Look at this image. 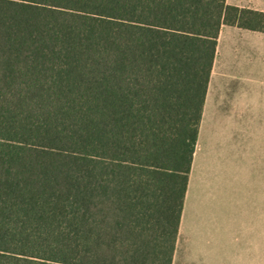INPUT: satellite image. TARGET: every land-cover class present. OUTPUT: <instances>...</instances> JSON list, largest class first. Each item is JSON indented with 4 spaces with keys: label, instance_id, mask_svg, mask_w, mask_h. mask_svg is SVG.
Segmentation results:
<instances>
[{
    "label": "trees",
    "instance_id": "obj_1",
    "mask_svg": "<svg viewBox=\"0 0 264 264\" xmlns=\"http://www.w3.org/2000/svg\"><path fill=\"white\" fill-rule=\"evenodd\" d=\"M227 0H0V264H173Z\"/></svg>",
    "mask_w": 264,
    "mask_h": 264
},
{
    "label": "crops",
    "instance_id": "obj_2",
    "mask_svg": "<svg viewBox=\"0 0 264 264\" xmlns=\"http://www.w3.org/2000/svg\"><path fill=\"white\" fill-rule=\"evenodd\" d=\"M227 4L264 12V0ZM227 33L224 54L233 61L221 57ZM263 172L264 34L224 26L173 264H264V188L254 187Z\"/></svg>",
    "mask_w": 264,
    "mask_h": 264
},
{
    "label": "rangeland",
    "instance_id": "obj_3",
    "mask_svg": "<svg viewBox=\"0 0 264 264\" xmlns=\"http://www.w3.org/2000/svg\"><path fill=\"white\" fill-rule=\"evenodd\" d=\"M228 41H231V39L229 38L228 36V33L224 35L223 37V42L220 44L221 47H222V52H221V57L223 58V61L226 60V58H230L229 61H233V58L232 57H226L225 54H224V49L225 47L228 45ZM232 42V41H231ZM223 66V65H222ZM221 66V67H222ZM223 68V67H222ZM233 68V67H232ZM238 69H240L238 67ZM223 70V69H222ZM222 72V71H221ZM226 72H230L228 69ZM230 73H227L225 75H229ZM228 77V76H227ZM241 145H239L240 147ZM254 187H257V188H264V172H263V177H261L260 179H257L256 177V180H255V183H254Z\"/></svg>",
    "mask_w": 264,
    "mask_h": 264
}]
</instances>
